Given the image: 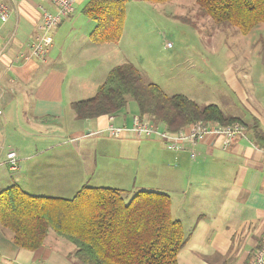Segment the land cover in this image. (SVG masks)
<instances>
[{
    "label": "crops",
    "instance_id": "obj_1",
    "mask_svg": "<svg viewBox=\"0 0 264 264\" xmlns=\"http://www.w3.org/2000/svg\"><path fill=\"white\" fill-rule=\"evenodd\" d=\"M0 1L10 8L6 21L0 17V191L14 183L36 195L75 191L84 185L126 191L139 182V170L149 167L155 185L172 198L173 217L182 221L189 235L178 254L179 264H247L264 238V147L249 128L258 122L264 131V75L248 93L252 120L237 116L249 125L248 132L227 148L221 137L211 136L180 150L167 148L157 137L136 138L131 132L114 137L108 126L132 127L139 115L136 105L128 102L121 114L79 119L72 103L88 99L77 98L79 91L92 89L95 94L113 67H106L102 82L89 86L91 70L81 72L90 66L89 57L125 53L126 23L118 43H93L90 33L95 25L75 14L79 7L85 15L89 0H75L74 12L51 31L52 45L45 57H39L30 44L44 34L43 12H56L57 7L50 0ZM141 1L146 0L129 3L136 9ZM77 79L84 81L81 87ZM92 138L116 139L120 146L136 144L139 149L144 145L150 153L156 150L151 165L134 166L130 161L134 156L117 152L119 165L98 167L86 145H79ZM61 144L75 149H60ZM10 150L20 159L16 170L6 163ZM98 170L101 175L93 180ZM139 183H147L145 176ZM59 238L49 232L43 247L30 251L15 245L11 231L0 224V264H82L74 257L75 245Z\"/></svg>",
    "mask_w": 264,
    "mask_h": 264
},
{
    "label": "trees",
    "instance_id": "obj_2",
    "mask_svg": "<svg viewBox=\"0 0 264 264\" xmlns=\"http://www.w3.org/2000/svg\"><path fill=\"white\" fill-rule=\"evenodd\" d=\"M130 0H89L83 13L95 22L90 40L118 43L123 35ZM155 3L169 0H146ZM217 24H229L248 34L264 23V0H195ZM129 98L141 117H150L176 132L196 121L230 124L243 120L226 114L217 104H199L183 94H167L143 79L131 62L113 66L94 96L72 107L79 119L116 115ZM264 147V131L251 125ZM125 190L84 185L72 197L32 194L14 183L0 191V224L11 231L20 248L37 251L49 232L75 245L74 257L83 264H179L178 254L189 235L173 217L172 198L159 190L142 189L126 201Z\"/></svg>",
    "mask_w": 264,
    "mask_h": 264
},
{
    "label": "rangeland",
    "instance_id": "obj_3",
    "mask_svg": "<svg viewBox=\"0 0 264 264\" xmlns=\"http://www.w3.org/2000/svg\"><path fill=\"white\" fill-rule=\"evenodd\" d=\"M129 2L125 20L127 32L122 43L125 53H112L106 58L102 52L89 57L90 60L87 62L90 66L81 68L83 75L91 70V75L86 80L87 85L93 86L98 81L102 82L106 67L110 68L118 64L117 62H121L119 64L131 62L139 68L145 81L158 84L169 95L183 94L202 105L215 103L226 114L252 120L248 93L254 90V81L262 80L261 75H264V23L256 25L248 34H242L234 26L214 22L210 16L204 14L195 0H169L158 5L141 1V5H137L136 9ZM75 14H80L87 23L95 25L93 20L80 12L79 7H76ZM83 59H87V56ZM255 76H258V79ZM83 84L84 81L77 79V87ZM94 91L92 89L79 91L77 98H89L93 96ZM129 103L136 105V110L138 109L133 98H129ZM137 118L155 122L147 116L138 115ZM235 122L241 123L245 128V133L236 137L246 135L249 125L241 121ZM128 132L133 133L136 138H146L139 137L131 130ZM126 134L129 133L124 132L121 136ZM211 137H221L224 148L236 138L226 145L222 135ZM106 139L79 143L85 144L92 153L93 164L96 157L98 167L114 163L115 166L119 165L120 158L116 157L117 152H128L134 156V159L130 160L134 166L139 162L141 165L146 163L151 165L156 149L150 153L144 145L139 149L136 144L120 146L116 139ZM60 149L75 148L71 144H61ZM148 170L149 167L139 170V182L145 176L147 183L142 185L138 182L134 188L126 190L124 194L126 201H129L138 190L162 191L155 185L152 171ZM100 175L98 170L93 174V180H97ZM77 190H46L37 194L72 197ZM59 239L74 246L62 237Z\"/></svg>",
    "mask_w": 264,
    "mask_h": 264
},
{
    "label": "built area",
    "instance_id": "obj_4",
    "mask_svg": "<svg viewBox=\"0 0 264 264\" xmlns=\"http://www.w3.org/2000/svg\"><path fill=\"white\" fill-rule=\"evenodd\" d=\"M56 7V12L45 10L42 16L41 29L44 34L38 36L30 47L34 54L39 57H45L49 47L52 45V36L50 32L57 27L62 20L73 13L75 10V0H50ZM10 15L9 6L0 1V17L6 21ZM135 132L139 137H158L163 144L173 150H180L186 147L187 143L196 144L208 136L222 135L225 144H229L237 135L245 133L244 126L239 122L231 124H222L216 121H196L188 124L182 129L172 132L166 127H162L157 122L150 120H141L137 118L132 127L115 126L111 124L108 127L109 134L112 136H121L124 132ZM19 156L16 151L10 150L6 155V163L11 170L19 168ZM247 264H264V239L254 249L251 259Z\"/></svg>",
    "mask_w": 264,
    "mask_h": 264
}]
</instances>
